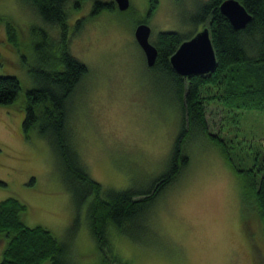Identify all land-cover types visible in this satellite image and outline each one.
Here are the masks:
<instances>
[{"label": "rangeland", "instance_id": "rangeland-1", "mask_svg": "<svg viewBox=\"0 0 264 264\" xmlns=\"http://www.w3.org/2000/svg\"><path fill=\"white\" fill-rule=\"evenodd\" d=\"M129 1V12L115 9L94 17L96 0L78 8L69 0L67 7L70 54L88 71L70 103L68 125L88 175L104 190H148L166 172L181 126L173 81L147 71L133 36L137 20L146 18L148 2ZM194 2L158 0L147 20L149 42L160 32L201 31L202 26L194 31L184 24ZM0 16L24 32L15 48L0 25V76L15 77L21 87L12 106H0V202L23 203L25 226L47 229L64 246L69 264H264V232L254 201L244 198L245 174L236 172L210 140L192 135L182 145L188 165L155 202L147 231L135 241L108 226L107 248L101 252L89 229L90 202L74 205L47 142L36 129L27 139L22 131L26 92L37 86L30 71L51 69L57 30L22 0H0ZM206 119L210 133L233 142L235 168L253 171L259 181L264 176V112L225 113L210 104ZM4 244L0 238V257Z\"/></svg>", "mask_w": 264, "mask_h": 264}, {"label": "trees", "instance_id": "trees-1", "mask_svg": "<svg viewBox=\"0 0 264 264\" xmlns=\"http://www.w3.org/2000/svg\"><path fill=\"white\" fill-rule=\"evenodd\" d=\"M22 1L32 6L38 17L51 29L57 30L58 35L56 41H52L42 31L43 37L53 43L48 62L51 69L30 71L37 86L26 92L22 131L27 139L29 133L36 129L47 142L60 164L62 182L70 191L74 205L79 208L90 202L87 209L89 229L101 252L104 253L107 248L105 231L108 226L135 241L139 233L147 231L145 225L149 222L155 202L188 165L189 158L183 153L182 145L190 135L210 140L236 172L245 174L244 198L254 201L264 232V176L257 181L253 171L237 170L231 157L230 144L233 142L221 133H210L206 119V109L210 104L218 105L225 113L264 112V0H236L251 16L243 30H235L221 14L219 7L225 0H195L194 12L184 24L194 31L198 26L208 29L216 57V68L211 74L183 79L170 66V57L183 42L194 36V32H160L155 42L151 43L157 57L153 67L146 66L147 71L173 81L181 112V126L168 158L166 172L144 191L104 190L88 175L75 149L73 132L68 125L69 106L88 71L70 54L67 40L69 0ZM86 1L75 0L72 5L78 8ZM147 2L146 18H139L137 25L147 24L158 7V0ZM115 9L113 2L96 0L90 15L94 17L100 12H113ZM131 10L129 6L126 11ZM2 24L8 43L17 48L24 32L19 33L17 26L7 17L0 16ZM37 54L43 63L44 58L39 56V51ZM58 65H61L60 70L56 68ZM20 90V83L15 77L0 76V106H12ZM26 210L23 203L13 198L0 202V238L5 241L0 264H69L64 246L47 229L25 226L21 215Z\"/></svg>", "mask_w": 264, "mask_h": 264}, {"label": "water", "instance_id": "water-1", "mask_svg": "<svg viewBox=\"0 0 264 264\" xmlns=\"http://www.w3.org/2000/svg\"><path fill=\"white\" fill-rule=\"evenodd\" d=\"M120 12L130 6L129 0H113ZM219 10L228 19L235 30H243L251 20V16L236 0H225ZM151 28L147 24L135 27L133 36L143 53L147 67H153L157 57L155 47L149 42ZM172 70L181 78L186 79L195 75L211 74L216 68V57L211 44L209 31L204 28L197 32L190 40L183 42L170 57Z\"/></svg>", "mask_w": 264, "mask_h": 264}, {"label": "clouds", "instance_id": "clouds-1", "mask_svg": "<svg viewBox=\"0 0 264 264\" xmlns=\"http://www.w3.org/2000/svg\"><path fill=\"white\" fill-rule=\"evenodd\" d=\"M148 25V24H147ZM151 43V42H150Z\"/></svg>", "mask_w": 264, "mask_h": 264}, {"label": "flooded vegetation", "instance_id": "flooded-vegetation-1", "mask_svg": "<svg viewBox=\"0 0 264 264\" xmlns=\"http://www.w3.org/2000/svg\"><path fill=\"white\" fill-rule=\"evenodd\" d=\"M68 34H69V32H68Z\"/></svg>", "mask_w": 264, "mask_h": 264}]
</instances>
